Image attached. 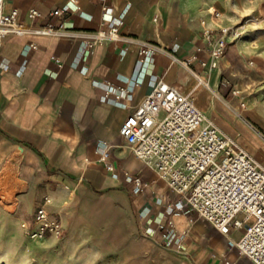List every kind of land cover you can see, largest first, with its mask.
<instances>
[{"label":"crops","instance_id":"1","mask_svg":"<svg viewBox=\"0 0 264 264\" xmlns=\"http://www.w3.org/2000/svg\"><path fill=\"white\" fill-rule=\"evenodd\" d=\"M106 5L115 18L125 14L120 32L137 41L101 42L86 55L89 34L101 28V2L6 0L5 11L17 8L18 21L32 29L7 36L0 51L1 183L13 179L21 190L15 211L0 208V264H137L154 241L163 247L158 226L177 196L136 159L119 133L158 80L190 96L264 167V8L258 10V3L244 8L243 0H108ZM65 7L71 11L51 16ZM32 8L41 14L36 20L28 18ZM213 9L223 14L219 23ZM227 10L235 17H226ZM242 14L258 22H250L246 34L230 44L217 71L203 69L205 28L229 27ZM50 24L58 31H35ZM138 42L167 53L144 59ZM170 54L180 60L196 55L192 69L207 86ZM127 175L146 181V192L131 194ZM40 209L57 217L67 235L32 237L34 224L29 229L27 223ZM9 211L12 225L5 228ZM191 219L171 216L177 232L186 233L183 260L194 254L198 264H253L236 246L243 230L224 236ZM212 251L219 257L212 259Z\"/></svg>","mask_w":264,"mask_h":264},{"label":"built area","instance_id":"2","mask_svg":"<svg viewBox=\"0 0 264 264\" xmlns=\"http://www.w3.org/2000/svg\"><path fill=\"white\" fill-rule=\"evenodd\" d=\"M98 1L104 6L101 28L89 34L85 54H90L96 44L105 41L136 42L120 32L125 14L115 18L113 8L106 5L108 0ZM5 3L6 0H0V51L7 36H22L32 29L18 21L17 8L6 12ZM71 4H75V0H71ZM68 11L71 8H58L51 12V16L59 17ZM210 13L219 23L222 13L215 9ZM40 16L34 8L28 12L30 20ZM253 22L257 23L258 20ZM202 25L206 26V22L202 21ZM35 31L51 34L58 29L50 24ZM244 31L243 25L235 28L206 27L203 35L208 61H200V66L210 72L217 71L219 61L226 55L230 44L241 38ZM138 43L141 46L140 56L144 59L167 53L160 46ZM30 47L36 49L35 45ZM170 56L190 70L199 83L207 86L192 69V62L198 59L196 55L185 60ZM55 62L59 63V60L55 59ZM111 91L112 88H109ZM232 94L236 95L237 92L232 90ZM119 133L132 148L136 159L152 169L158 178L166 182L170 192L177 196L176 201L168 204L166 222L158 226L164 248L184 254L182 240L186 233L177 232L171 216H196L197 220L224 236L232 230H243L236 244L238 250L253 264H264V167L224 134L190 96L158 80L149 96L128 116ZM126 179L133 194H141L148 189V183L140 176L127 175ZM251 219L255 221L249 226L247 223ZM33 224L34 228L30 231L32 237L55 235L63 238L65 235L60 220L44 209L37 212Z\"/></svg>","mask_w":264,"mask_h":264},{"label":"rangeland","instance_id":"3","mask_svg":"<svg viewBox=\"0 0 264 264\" xmlns=\"http://www.w3.org/2000/svg\"><path fill=\"white\" fill-rule=\"evenodd\" d=\"M228 1H235V0H228ZM258 3V5H257ZM257 5L258 10L264 8V0H259V1H252V0H243V6L248 7V6H252V5ZM228 10L225 12V16H229V17H235V13L232 12L231 14H228ZM249 14V13H247ZM255 15V14H254ZM223 16V14H222ZM245 14L240 15V21H238V23L233 24L231 26H229L228 28H235V27H239V26H244L245 27V31L243 36L246 34L247 32V28L250 22L253 21V19H250L251 17H244ZM223 18V17H222ZM260 21H262L263 19L258 18ZM260 23V22H259ZM263 167V166H262ZM0 208L6 209V210H13L15 211V209L17 208L16 204L17 201L15 200V198L17 197V195L21 192V190L19 189V187H17L14 183H13V179L8 180L5 184L1 183V176H0ZM131 194L132 191H131ZM13 211H9L7 212V216L6 218H4V226L5 228L9 227L12 225L11 222V214ZM192 218L194 220H196L197 222H202L201 220H197L196 216H192ZM2 221V220H1ZM33 221H34V216L29 218V221L27 223V227L29 229H31L32 225H33ZM254 219H251L248 221L247 225H252L254 223ZM209 226V225H208ZM139 234L144 236V232L142 230L139 231ZM65 235H67V231L65 229ZM64 235V236H65ZM5 239L10 242L9 236L8 235H4ZM5 240V241H6ZM186 259L183 260V255L179 254L175 249H166L160 245H158L155 241L154 243H152V245H149L148 249H147V253L141 257H139L140 259H138L137 264H181V263H185V264H198L197 261L194 260V254L190 255V256H184ZM219 257V254L212 251L211 252V258L215 259Z\"/></svg>","mask_w":264,"mask_h":264},{"label":"bare ground","instance_id":"4","mask_svg":"<svg viewBox=\"0 0 264 264\" xmlns=\"http://www.w3.org/2000/svg\"><path fill=\"white\" fill-rule=\"evenodd\" d=\"M1 187V186H0Z\"/></svg>","mask_w":264,"mask_h":264}]
</instances>
